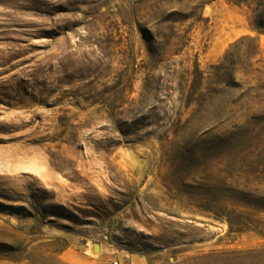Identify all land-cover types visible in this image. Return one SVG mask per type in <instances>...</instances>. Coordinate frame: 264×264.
Listing matches in <instances>:
<instances>
[{"label":"rangeland","instance_id":"1","mask_svg":"<svg viewBox=\"0 0 264 264\" xmlns=\"http://www.w3.org/2000/svg\"><path fill=\"white\" fill-rule=\"evenodd\" d=\"M114 256L264 264V0H0V264Z\"/></svg>","mask_w":264,"mask_h":264},{"label":"built area","instance_id":"2","mask_svg":"<svg viewBox=\"0 0 264 264\" xmlns=\"http://www.w3.org/2000/svg\"><path fill=\"white\" fill-rule=\"evenodd\" d=\"M98 264L102 263L99 262ZM110 264H122V261L118 256H114L112 259H110Z\"/></svg>","mask_w":264,"mask_h":264},{"label":"trees","instance_id":"3","mask_svg":"<svg viewBox=\"0 0 264 264\" xmlns=\"http://www.w3.org/2000/svg\"><path fill=\"white\" fill-rule=\"evenodd\" d=\"M229 223H230V226H231V228H232V226H233V222H232V220L229 219Z\"/></svg>","mask_w":264,"mask_h":264},{"label":"bare ground","instance_id":"4","mask_svg":"<svg viewBox=\"0 0 264 264\" xmlns=\"http://www.w3.org/2000/svg\"><path fill=\"white\" fill-rule=\"evenodd\" d=\"M112 250V249H111ZM111 250H109V251H111Z\"/></svg>","mask_w":264,"mask_h":264},{"label":"water","instance_id":"5","mask_svg":"<svg viewBox=\"0 0 264 264\" xmlns=\"http://www.w3.org/2000/svg\"><path fill=\"white\" fill-rule=\"evenodd\" d=\"M96 245H98V243Z\"/></svg>","mask_w":264,"mask_h":264}]
</instances>
